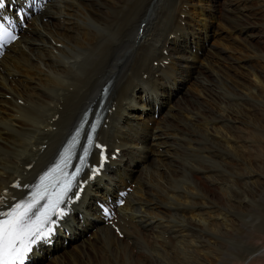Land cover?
Listing matches in <instances>:
<instances>
[{
	"label": "bare ground",
	"instance_id": "1",
	"mask_svg": "<svg viewBox=\"0 0 264 264\" xmlns=\"http://www.w3.org/2000/svg\"><path fill=\"white\" fill-rule=\"evenodd\" d=\"M229 2L48 0L28 20L0 58V191L36 155L32 170L44 162L82 110L96 107L104 84L106 103L115 106L104 137L121 147L120 159L87 187L64 232L34 252L32 264L223 261L218 241L235 229L233 210L251 203L260 177L242 156L237 130L254 125L249 98L264 108V46L256 43L264 37L255 41L249 27L264 18V0ZM141 19L147 23L138 37ZM130 183L117 209L120 238L101 223L94 200ZM249 241L240 259L262 251L264 264V241Z\"/></svg>",
	"mask_w": 264,
	"mask_h": 264
},
{
	"label": "snow or ice",
	"instance_id": "2",
	"mask_svg": "<svg viewBox=\"0 0 264 264\" xmlns=\"http://www.w3.org/2000/svg\"><path fill=\"white\" fill-rule=\"evenodd\" d=\"M4 0H0V7H3ZM6 35H10L4 29V25L0 24V40ZM15 39V36H11ZM83 125H81L82 127ZM96 124L92 125L95 130ZM80 131L77 129L76 136ZM76 137H73L75 141ZM94 143L93 136H87V146L83 148V155L79 157L80 165H85L86 157L89 154L90 146ZM96 148H100L101 166L106 159L103 147L95 144ZM82 170L81 166H77L75 171L68 174L75 178ZM93 174L98 173L99 169L94 168ZM45 177H41L43 182ZM13 187H20L14 184ZM24 187H28L25 185ZM36 191L31 194V199H21L11 204L7 211L0 210V264H25L29 253L34 246L40 242H46L55 231V225L65 214L60 205L70 202L68 192L74 187L72 180H68L63 187V191L56 194V199L52 200L47 197V187L41 190V185L34 186ZM78 196V193H77ZM45 201L44 203H41ZM4 197L0 196V205H3ZM59 208V211H57ZM105 215L108 210L104 209Z\"/></svg>",
	"mask_w": 264,
	"mask_h": 264
},
{
	"label": "rangeland",
	"instance_id": "3",
	"mask_svg": "<svg viewBox=\"0 0 264 264\" xmlns=\"http://www.w3.org/2000/svg\"><path fill=\"white\" fill-rule=\"evenodd\" d=\"M223 1L229 2L230 0H223ZM223 1L216 0L217 6L222 7L223 3L221 2ZM232 2L233 0H231V2L229 3H232ZM43 18L44 17H42V22H46L47 18H44V19ZM250 20L253 22V19H250ZM254 21L255 22H253V25H250L249 27L251 31L253 32V34H255V41H257V39L262 40L264 37V18L263 17L256 18ZM236 34L237 32L230 33V36L235 37ZM224 35H228V33ZM209 41L210 40H208V44H209ZM256 43H257V47L264 46V43H261V42H256ZM208 47L206 45V48ZM225 54L226 53H224V55ZM201 69L203 72L205 73L207 72L205 71L206 70L205 67H202ZM143 78H146V76ZM211 82H212V85L210 84ZM208 85L211 86V88H213L214 90H216L217 93H219L220 88H219L218 83L214 81H209ZM178 90H177L176 95L179 94ZM174 97L175 96H173L172 99ZM184 98L187 99L188 96L184 95ZM247 103H248L247 108L250 107L248 109L249 110L248 114H251L252 118H254V120H252V123L254 125L252 126L250 125V123L240 124L242 128L240 130L239 129L237 130L239 131L238 132L239 134L237 133L236 130L234 132L237 133V141L240 140V142H242V144L244 145V150L242 149L241 151L240 149L242 156L252 164L253 171L257 170L260 173V177L255 182V184L251 186L252 192L250 193V197H249L251 200V203L249 205L240 204L241 206L240 208L236 207L237 209L233 210L236 212V214L234 215L236 217L234 218L235 222L233 223L235 225L234 226L235 229L232 232L225 233V234L223 233V235H221V240L218 241L219 243H221L222 257L224 256L223 261H221L220 264H242L243 260H241L242 258L240 259V257H242L241 255H245V252L247 253V251H249L247 250L248 243L250 244L249 240H253L254 238H257V239L261 238L264 241V108L261 107L258 100L252 102V98H249V101ZM207 185L210 186L209 183ZM215 196L219 198L221 201L220 202L221 205L219 203V206L221 207L224 206L222 199L220 197V190L215 192ZM242 212L244 213L243 215L247 216L246 218L243 219L246 221H243L239 217L242 215ZM237 226L239 227L240 230L238 229ZM232 233H233V236H232ZM234 234L236 235L234 236ZM225 248L226 250L228 248L230 251L226 252L224 250ZM254 253L255 252L253 253L248 252L247 255L249 256V254L251 255ZM262 253L263 252L260 251L258 254L252 256L247 264H262V260H259L260 256H262Z\"/></svg>",
	"mask_w": 264,
	"mask_h": 264
}]
</instances>
